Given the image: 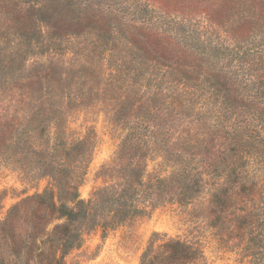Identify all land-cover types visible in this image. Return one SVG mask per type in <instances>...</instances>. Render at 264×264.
Segmentation results:
<instances>
[{
	"label": "rangeland",
	"instance_id": "1",
	"mask_svg": "<svg viewBox=\"0 0 264 264\" xmlns=\"http://www.w3.org/2000/svg\"><path fill=\"white\" fill-rule=\"evenodd\" d=\"M242 2L244 0H0V122L19 118L25 124L31 110L37 109V103L32 105V101L41 97L39 102L44 112L48 107L66 112L65 122L63 120L61 125L62 128L65 126L66 133L63 135L66 139L83 138L89 134L94 136L91 155L86 164L87 174L79 185L80 198L88 200L95 189L113 179L103 172V166L112 162L121 143L130 134L131 127L135 126L138 114H142L139 110L141 103L137 100L140 96L144 97L147 91L138 86V95L133 94L134 88L129 81L116 82V85L113 84L115 81H111L113 72L119 73L114 69V64L130 58L126 56L128 43L124 42L120 32L111 30L112 26L119 24L130 36L131 31L144 26L142 20L146 11L136 13L141 7L149 9L147 18L152 15L156 19L167 8V12L176 18L184 15L201 21L207 17L206 13H211L218 6V9L221 7L222 16L226 15L219 25L222 28L218 27L223 38L222 49L226 53H234L243 46L253 47L251 41L264 45V33L251 32L250 17L243 20L240 26L231 27L228 17L236 16L241 21V9L246 7ZM139 30L141 35H146L147 43L157 50L162 48L158 36L150 30ZM107 32L114 40L106 46V53L86 57L98 34ZM233 33H237L239 39L236 40ZM44 41L60 44L61 54L53 57L50 51H42ZM32 47L36 50L30 49ZM222 56L220 67L227 72H235L238 63L230 60L226 54ZM50 62L58 65L55 89L48 87L50 92L45 95L50 82L46 77ZM82 62L90 64L87 66L89 68L83 69L79 65ZM123 65L127 69L130 67L128 61ZM83 74L92 77L85 78ZM236 83L240 91H245L241 74ZM250 89H246L245 94L241 93L239 98L240 104L250 110L238 116L246 118L247 123H251ZM129 96L133 98L130 103L126 102L121 107L120 104L116 105ZM164 106L157 113L165 114L161 123L167 129L164 139L169 142L170 148L181 149L179 138L185 135L184 128H191L196 133L194 145L189 146L188 151L175 153L174 156L152 145V153L148 155V170L165 175L183 169L192 173L201 172L203 178H207L201 190L187 201L166 199L150 208L146 214L135 216L114 228L106 230L97 226L86 229L81 244L69 250L65 264H141L142 256L152 241L160 242L169 237L198 244L204 253L199 264H264V225L255 226L254 231L251 229V218L247 217L251 210V158H254L253 155L251 157V151L254 153L256 147V144H251V124L246 128L249 136L243 138L242 145L231 146L221 155L219 177L210 178L203 163L210 145H205V142L209 141L210 135L205 134L203 127L208 126V122L214 123L215 117L196 104L180 117L172 115L175 123L168 122L167 125V115L175 113L165 111ZM34 119L37 123L44 120L43 117ZM44 122L53 123L47 134L49 132L55 137L57 129L54 119ZM257 128L264 137V128ZM47 134L33 133V143L40 146ZM24 137H27V133ZM260 150L264 156V147H260ZM15 159L19 160V157L14 155V151L0 148L1 219L16 203L29 195L43 192L50 180L48 176L42 177L41 172L34 167L24 162L17 163ZM215 187L229 195L223 196L222 210L218 212V207L212 213L209 201ZM262 202L264 197L260 205ZM18 220L13 230L16 232L20 229ZM63 221H54L49 228ZM81 222H84L83 218ZM75 224L80 225L79 221ZM253 231L262 233L261 247L255 244L253 237L256 234ZM1 234L0 246H4ZM0 250V264H35L40 260L33 252L14 254L1 247Z\"/></svg>",
	"mask_w": 264,
	"mask_h": 264
},
{
	"label": "trees",
	"instance_id": "2",
	"mask_svg": "<svg viewBox=\"0 0 264 264\" xmlns=\"http://www.w3.org/2000/svg\"><path fill=\"white\" fill-rule=\"evenodd\" d=\"M242 3L246 7L241 9V21L236 16L228 17L231 27L240 26L243 20L250 17L251 32L264 33V0H244ZM218 8L214 7L211 13H206L207 17L198 21L184 15L176 18L167 12V8L156 19L152 15L147 18L149 9L141 7L136 13L140 14L144 10L146 16L142 20L144 26L140 28L158 36L162 46L160 50L147 43L146 35L139 33L140 28L131 31L129 36L119 24L112 26L111 30L120 32L124 42L128 43L126 56L130 58L114 64V69L119 73L117 75L113 72L111 81H115L114 85L116 82L129 81L134 88L133 94L138 95V86L147 91L144 97L140 96L137 100L141 103L137 105H140L142 114H138L135 126L131 127L130 134L121 143L112 162L103 166V172L113 179L95 189L88 200L80 198L79 185L87 174L86 164L91 155L94 136L89 134L83 138L66 139L63 135L66 133L65 126H61L66 112L62 109L57 111L53 107L46 108L44 112L39 102L41 97L32 101V105L37 103V109L31 110L25 124L19 118L0 122V148L14 151V155L19 157V160L15 159L17 163L24 162L41 172L42 177L48 176L50 179L43 192L27 196L12 206L6 217L0 218L1 240H4L1 248L14 254L33 252L40 257L35 264H65L66 255L69 250L81 244L86 229L97 226L106 230L114 228L135 216L146 214L150 208L166 199L187 201L194 198L207 180L203 178V173L183 169L165 175L156 170H148V155L152 153V145L155 144L171 156L182 154L194 145L196 133L191 128H184L185 137L179 138L181 149L170 148L169 142L164 139L167 129L161 123L165 114L157 113L162 105H166L165 111L175 113L167 115L166 124L175 123L172 115L180 117L196 104H200L215 117L214 123L208 122V126L203 127L205 134L210 135L209 141L205 142V145L210 144L206 151L207 158L203 160L210 178L219 177L221 155L231 146L242 145L243 138L249 136L246 128L251 124V144H256L257 148L254 153L251 151V157L254 156L251 158V210L247 217L251 218V229L254 231L255 226L264 225V202L260 205L264 197V156L260 150V147H264V137L257 128H264V45L251 41V48L243 46L234 53H226L222 49L223 38L219 34L221 19L226 15L222 16L221 7ZM107 34L110 33L98 34L99 37L93 40V47L90 53L85 54L86 57L106 53V46L114 40L111 34ZM233 35L236 40L239 39L237 33ZM59 46L55 42L50 44L44 41L42 51H50L53 57L58 56L61 54ZM30 49L36 50L35 47ZM225 54L238 63L235 72H227L220 67L222 55ZM127 61L130 63L128 69L123 65ZM79 65L84 69L89 68L87 66L90 64L82 62ZM57 68L58 65L53 62L47 67L46 77L50 82L45 95L50 92L48 87L55 89ZM239 74L244 78L245 91L237 87ZM83 75L85 78L92 77ZM246 89L251 90V123H247L246 118L238 117L241 112L250 111L239 102L240 94H245ZM131 98H124L116 105L120 104L121 107L126 102L130 103L133 100ZM35 117H43L44 120L37 123ZM46 119H54L57 129L55 137L49 132L47 134L53 123L46 124ZM25 133L27 137H24ZM33 133L47 134L40 146L33 143ZM228 195L221 188H214L209 201L212 213L218 207V212L222 210L223 196ZM81 218L84 222H81ZM60 219L64 221L49 228L50 224ZM17 220L19 232L13 231ZM77 221L80 225L75 224ZM254 231L256 238L254 236L253 240L261 247L263 235ZM202 258L204 253L198 244L169 237L160 242L152 241L142 256L141 264H199Z\"/></svg>",
	"mask_w": 264,
	"mask_h": 264
}]
</instances>
